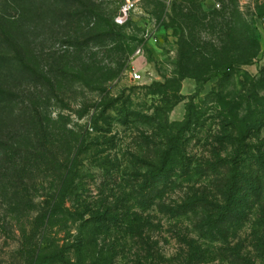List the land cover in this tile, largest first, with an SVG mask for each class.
<instances>
[{
  "label": "rangeland",
  "instance_id": "obj_1",
  "mask_svg": "<svg viewBox=\"0 0 264 264\" xmlns=\"http://www.w3.org/2000/svg\"><path fill=\"white\" fill-rule=\"evenodd\" d=\"M250 29L256 55L233 65L228 78L217 75L227 73L229 56L248 54ZM255 89L251 100L259 104L254 110L259 122L247 142L254 149L264 148V0H0V147L22 126L33 132L37 119L54 133L60 121L78 133L87 151L80 157L81 196L66 202L72 211L93 210L99 197L112 193L108 189L121 191V180L129 179L124 173L140 169L137 158L151 157L161 147L189 105L198 123L180 135L187 154L205 159L212 146L227 153L230 147L217 138L231 128L229 103L244 109ZM105 164L120 167L119 177L106 181L100 194ZM4 166L1 161L0 264H25L39 197H28L27 215L21 217L9 189V177L18 170L5 172ZM181 195L176 187L163 197L170 202ZM143 215L156 225L146 229L155 241L152 257L120 230L103 242L118 239L107 264H186L183 239L199 246L192 264H264L252 215L226 241L200 237L191 215L169 217L155 207ZM76 224L46 228L43 238L76 235ZM85 248L80 264L90 263L98 250L91 244ZM66 257L78 263L73 250Z\"/></svg>",
  "mask_w": 264,
  "mask_h": 264
},
{
  "label": "trees",
  "instance_id": "obj_2",
  "mask_svg": "<svg viewBox=\"0 0 264 264\" xmlns=\"http://www.w3.org/2000/svg\"><path fill=\"white\" fill-rule=\"evenodd\" d=\"M246 32L248 54L229 56L227 73L217 75L228 78L233 73V65H243L256 55L253 30ZM249 94L248 100L255 99L258 91L255 89ZM216 102L220 108L226 109L227 103L222 99ZM229 104L234 110H226L231 128L217 138L219 143L223 141L230 147L227 153L221 155L218 148L212 146L211 156L205 159L187 154L180 135L189 130L190 124L198 123V116L193 106L189 105L184 121L176 126L175 132H168L161 147L154 149L151 157L137 158L140 166L136 168L140 169L124 173L129 179L126 182L121 180L124 183L121 191L108 189L112 193L99 197L95 201L97 208L81 211H72L74 208L66 206V202L81 196L83 176L80 157L87 148H82L80 135L62 121L58 122L59 128L54 133L49 125L36 120L37 114L31 115L30 120H36L33 121L34 129L27 127L33 132L22 126L18 133L1 141L0 147V162L5 163V172L14 167L18 170L9 177V189L12 198L18 199L19 215H27L25 205L30 201L31 194L36 193L39 197V213L32 228L34 231L30 233L32 249H26L25 264H70L66 260L70 250L76 252L77 264H80L85 246L90 244L98 250L88 264H107L115 254L118 239L115 237L107 245L103 242L120 230L123 237L127 236L130 241H140L146 247L148 256L152 257L151 249L155 241L150 240L146 229H153L156 225L149 215H143L152 207L169 217L191 215V226L200 237L210 241H226L229 234L237 231L252 215L253 238L264 247V148L254 149L247 143L259 122L254 112L259 104L251 100L244 109L239 102ZM240 110L244 111L243 115L239 114ZM113 164L104 165L106 178L103 179L102 184L105 185L100 194L104 193L106 181H115L119 177L120 167ZM176 187L182 189V195L177 200L165 202L163 195ZM129 204L138 210L131 211ZM68 223L72 226L76 224V235L68 233L62 239L53 237L52 241L43 238L42 232L46 228L55 225L67 227ZM183 243L187 246L183 251L186 264L196 262V256L200 254L199 246H194L193 240L183 239Z\"/></svg>",
  "mask_w": 264,
  "mask_h": 264
},
{
  "label": "built area",
  "instance_id": "obj_3",
  "mask_svg": "<svg viewBox=\"0 0 264 264\" xmlns=\"http://www.w3.org/2000/svg\"><path fill=\"white\" fill-rule=\"evenodd\" d=\"M135 78L139 79L140 78V74H135Z\"/></svg>",
  "mask_w": 264,
  "mask_h": 264
}]
</instances>
